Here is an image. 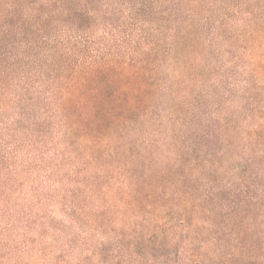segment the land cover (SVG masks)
Instances as JSON below:
<instances>
[{
	"label": "rangeland",
	"instance_id": "obj_1",
	"mask_svg": "<svg viewBox=\"0 0 264 264\" xmlns=\"http://www.w3.org/2000/svg\"><path fill=\"white\" fill-rule=\"evenodd\" d=\"M147 257L264 264V0H0V264Z\"/></svg>",
	"mask_w": 264,
	"mask_h": 264
},
{
	"label": "trees",
	"instance_id": "obj_2",
	"mask_svg": "<svg viewBox=\"0 0 264 264\" xmlns=\"http://www.w3.org/2000/svg\"><path fill=\"white\" fill-rule=\"evenodd\" d=\"M127 89L130 91V93H131V89H130V87L129 86H127ZM66 92H67V94H70V91L68 90V88H66ZM66 92H65V95H66ZM113 98H115V99H117L118 100V97L116 96V97H113ZM108 100H109V102H110V97H108L107 98ZM133 109H134V107L132 106V105H129V106H127L126 108H123V107H119V108H117L116 109V111H118V113H116V115L115 116H111V118H117V119H120V118H128L129 120H133V117H134V113H133ZM126 113H128V114H126ZM85 115V118H87V116H88V112L87 113H85L84 114ZM119 115H122V116H119ZM110 116V115H109ZM117 116H119V117H117ZM129 120H126V119H123V121H129ZM185 178H186V175H184V174H181V173H178V181L179 180H181V179H183V180H185ZM197 178V177H196ZM122 184H124V183H122ZM122 184H121V186H122ZM138 184V182L136 181V180H134V185L133 186H136ZM132 186V187H133ZM151 190V187L150 186H148V188H147V191H150ZM145 192V195L143 196V198H142V201L143 200H145V201H147L148 199H152L153 200V202H156L157 201V199H158V197L157 196H153L152 194H149L148 192ZM118 193L119 194H121V202L123 203V205L125 206V208H128L127 210H129V211H131V216H130V218H128V221H127V223H128V226H138V225H140V224H143V222L144 223H152V222H154V221H157V219H155V218H151L150 220H147L146 218H145V216H144V214H142V213H139L138 214V211L139 210H136V206H138L139 204L138 203H136V201L134 202V199H133V191H132V188H128V189H126L125 191L123 190H119L118 191ZM163 194V193H162ZM132 198V199H131ZM158 202L161 204V207H165V205H163L162 204V202L158 199ZM148 203H150V204H148L150 207H148V206H144V205H142V206H144V207H147V208H151V207H153V205L154 204H156V203H152L151 204V201H149ZM166 203V202H165ZM164 203V204H165ZM152 209V208H151ZM156 209V208H155ZM153 210V212H152V215H155V212H154V209H152ZM157 215L158 214H156V216L155 217H157ZM138 217H140L141 219H139ZM150 229H151V227H150ZM132 235V237L134 238V240H135V242L137 243V241H139L138 240V238H137V235L138 234H136V232H133V234H131ZM133 245V244H132ZM145 247L147 248V245L145 244ZM148 249V248H147ZM148 250H150V253L152 254V255H155V254H153V252H152V250L153 249H148ZM133 252H134V254H136L137 255V257H142L143 258V256L141 255V251H140V249H136L135 247H134V250H133ZM165 254H162L161 256H164ZM153 257V256H152ZM148 258V257H147ZM149 259V261H150V264H152V262H154L155 260H154V258H148Z\"/></svg>",
	"mask_w": 264,
	"mask_h": 264
}]
</instances>
